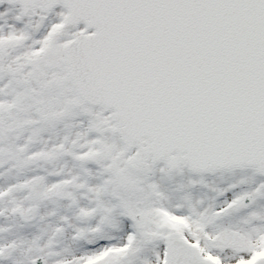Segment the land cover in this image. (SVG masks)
<instances>
[{"label": "snow or ice", "instance_id": "1", "mask_svg": "<svg viewBox=\"0 0 264 264\" xmlns=\"http://www.w3.org/2000/svg\"><path fill=\"white\" fill-rule=\"evenodd\" d=\"M0 264H264V0H0Z\"/></svg>", "mask_w": 264, "mask_h": 264}]
</instances>
